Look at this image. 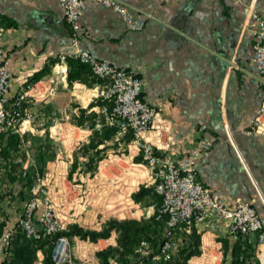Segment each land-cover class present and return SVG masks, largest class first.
<instances>
[{"label": "crops", "instance_id": "0c3cea01", "mask_svg": "<svg viewBox=\"0 0 264 264\" xmlns=\"http://www.w3.org/2000/svg\"><path fill=\"white\" fill-rule=\"evenodd\" d=\"M121 1L134 20L145 18L144 28L129 31L118 14L85 2L79 48L114 67L138 72L144 80L143 99L158 109L145 139L175 160L194 150L207 151L197 160V181L229 206L236 201L252 203L264 229V123L257 133L248 134L264 88L256 83L254 31L247 21L249 3L264 18V0ZM0 29V47L9 62L10 95L18 91L19 78L29 80L45 67L49 73L39 80L47 77L58 56L73 50L58 0H0ZM95 84L89 73L71 84L59 83L47 101L26 104L36 118L27 128L35 132L18 135L15 147L4 148L7 137L0 141V221L5 222V231L20 216L33 177L46 172L57 157L56 144L48 130L40 132L39 123L46 128L52 120L97 124L100 116L85 109L92 93H79L81 86ZM101 139L94 131L88 142L66 150L65 157L72 159L70 179L88 173L82 168L94 151L88 147ZM103 148L105 154L113 149L111 138L97 144L96 149ZM215 225L209 221L201 228L217 237L223 264L229 256L224 255L221 240L230 238L224 224L218 229ZM22 236L18 233L10 248ZM8 262L0 258V264ZM32 264H43L40 250Z\"/></svg>", "mask_w": 264, "mask_h": 264}, {"label": "built area", "instance_id": "2783aa9c", "mask_svg": "<svg viewBox=\"0 0 264 264\" xmlns=\"http://www.w3.org/2000/svg\"><path fill=\"white\" fill-rule=\"evenodd\" d=\"M89 1L118 14L129 31L144 28L145 18L134 20L132 11L121 0H58L71 32L72 53L58 56L51 74L39 81L19 78L20 87L13 95H10L9 62L0 47V141L11 134L20 136L26 131H36L27 128L36 118L28 112L26 104L47 101L54 87L67 81V58L89 68L96 84L90 88L81 86L79 93H92L85 109L100 116V121L93 126L52 120V125L46 128L44 122L39 123L40 132L48 130L49 138L56 144L57 157L46 172L33 177L20 216L0 236V258L6 257L13 239L21 233L34 243L49 242L53 264H97L96 254L104 250L101 243L111 246L113 237L93 242L62 233L71 226L98 232L110 220L106 219L105 211L112 216H122L125 205H130V210L134 206L141 212L146 211L147 217L152 215L157 221H163L158 236L141 240L134 247L129 257L131 264L171 261L182 239L191 234L192 229L200 235L201 251L186 264L192 259H196L192 264H221L222 249L216 243L217 237L201 228L209 221L214 222L217 229L220 223L224 224L231 240L247 237L255 244L256 259L264 264V229L252 203L236 201L229 206L224 198L212 194L197 181L196 163L207 151L194 150L175 160L147 141L144 136L152 128L158 109L142 97L143 78L136 71L114 67L79 48V20L84 3ZM247 18L255 38L252 62L257 71L256 83L264 88V18L252 3L247 5ZM2 34L0 29V38ZM263 123L264 99L249 120L248 134L257 133ZM107 128L114 130L113 149L104 154L92 171L70 179L72 159L62 154L88 142L94 131L102 136ZM140 173L145 174L144 178L137 181ZM140 186L151 188L160 197V203L143 207L135 202L133 194ZM206 233L211 235L212 245L208 249L203 245ZM110 264L118 262L111 259Z\"/></svg>", "mask_w": 264, "mask_h": 264}, {"label": "trees", "instance_id": "16d2710c", "mask_svg": "<svg viewBox=\"0 0 264 264\" xmlns=\"http://www.w3.org/2000/svg\"><path fill=\"white\" fill-rule=\"evenodd\" d=\"M68 66L67 81L72 83L79 79L82 75L89 73V68L72 58L66 60ZM49 73V68L45 67L40 73L29 79L30 82L38 81L43 75ZM83 114L84 110H80ZM114 130L107 128L103 131L102 139L97 144L109 140ZM20 138L17 134H11L7 137L4 148L15 147L19 144ZM97 144H91L88 148L94 150L89 156L87 162L82 164L84 171H92L96 163L104 156L105 149H96ZM6 153V151H4ZM76 164L73 166L75 168ZM30 183V182H29ZM29 196V195H28ZM28 199V197H27ZM26 199V200H27ZM135 202L143 205L159 204L160 197L157 196L151 188L141 187L138 192L133 194ZM6 224L0 221V236L5 232ZM163 227V221H157L155 216L142 221H114L111 220L103 226L99 232L84 231L77 226H71L63 235L67 237L77 236L80 239H89L97 241L98 239H106L112 231L117 234L116 246L108 247L96 254L97 264H110L111 259H115L118 264H131L129 257L133 253L134 247L144 239H151L158 236ZM230 240V239H229ZM228 239L221 240L224 247V255H228V260H224L223 264H259L255 257V244L247 237L239 236L237 240H230L231 247L228 248ZM14 241V240H13ZM14 248H8L5 260L9 259L8 264H32L36 251L43 253V264H53L51 261V246L49 242L34 243L27 240L24 236L14 242ZM200 235L192 229L191 234L182 239L181 245L173 259L165 264H186L187 261L194 256L200 254ZM248 261V262H247ZM7 263V262H5Z\"/></svg>", "mask_w": 264, "mask_h": 264}, {"label": "rangeland", "instance_id": "374dc122", "mask_svg": "<svg viewBox=\"0 0 264 264\" xmlns=\"http://www.w3.org/2000/svg\"><path fill=\"white\" fill-rule=\"evenodd\" d=\"M76 152V154H80V150H76L75 151ZM84 152V151H83ZM62 156L64 157L65 156V154L63 153L62 154ZM141 188V186L138 188V189H136L135 191L136 192H138L139 191V189ZM138 203V202H137ZM141 204V203H140ZM129 206L130 205H125V207L126 208H124L123 210H122V212H121V214L123 213L124 215H122V216H120L119 214L118 215H114V216H112V215H110L111 213H109V212H104V215L106 216V219H108V218H110V220L109 221H111V220H114V221H126V220H128V221H142V220H146V219H148V218H150V217H147V213H146V211H140L139 209H137V207H132V209L130 210V209H128L129 208ZM141 206H143V207H148V206H150V205H148V206H146V205H143V204H141ZM122 207V206H121ZM120 207V208H121ZM142 213V214H141ZM112 218H114V219H112ZM109 221H107V222H109ZM106 222V223H107ZM106 225V224H105ZM103 228V227H102ZM102 230V229H101ZM100 230V231H101ZM92 232H95V231H92ZM99 232V231H98ZM113 232V231H112ZM111 237H113V244L110 246V245H107V244H105V243H101V247H102V249H105V248H108V247H115L116 246V238H117V234H116V232L114 231V233H110V235L107 237V238H111ZM205 242H207V240L205 241ZM108 246V247H107ZM200 246H201V240H200ZM192 258V257H191ZM190 260V259H189ZM188 260V261H189ZM187 261V262H188Z\"/></svg>", "mask_w": 264, "mask_h": 264}, {"label": "bare ground", "instance_id": "6f19581e", "mask_svg": "<svg viewBox=\"0 0 264 264\" xmlns=\"http://www.w3.org/2000/svg\"><path fill=\"white\" fill-rule=\"evenodd\" d=\"M60 70V69H59ZM144 173H140L139 174V176H137V181H140V180H142L143 178H144ZM136 180H135V182H137ZM211 237V235L210 234H208V233H206L204 236H203V245H204V248L205 249H208L211 245H212V243H210V238L209 237ZM207 240V242H205ZM195 261L196 262V259H192L190 262V264H192L193 262L192 261Z\"/></svg>", "mask_w": 264, "mask_h": 264}]
</instances>
